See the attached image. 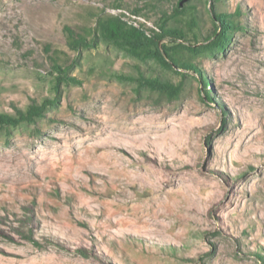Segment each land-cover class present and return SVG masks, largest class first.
Returning <instances> with one entry per match:
<instances>
[{
	"label": "rangeland",
	"instance_id": "1",
	"mask_svg": "<svg viewBox=\"0 0 264 264\" xmlns=\"http://www.w3.org/2000/svg\"><path fill=\"white\" fill-rule=\"evenodd\" d=\"M177 1L0 0V113L42 106L0 125V264H264V0ZM107 15L198 71L71 46Z\"/></svg>",
	"mask_w": 264,
	"mask_h": 264
},
{
	"label": "trees",
	"instance_id": "2",
	"mask_svg": "<svg viewBox=\"0 0 264 264\" xmlns=\"http://www.w3.org/2000/svg\"><path fill=\"white\" fill-rule=\"evenodd\" d=\"M182 1L183 0L177 1V5L179 7L182 6ZM212 19L214 21H218L219 24L216 26L214 33L210 36L212 39L211 42L207 43L205 46L198 47L197 49H194V47L190 44L184 45L180 43V45H183L191 52H197L200 50L208 51L215 48L221 49L228 41L230 35L229 29L235 28L236 25L235 22L231 20L226 14L214 12ZM165 36H171L174 38L173 40H184L185 38L183 30L180 27H167L161 25L159 33L148 35L144 32V30L132 25H128L120 18L109 15L100 17L97 20L94 35L92 39H89V41H87L85 36H75L71 30H69V42L73 47L77 46V48H79L81 46H89L90 44H93L92 42L96 41L94 39L97 37L99 40L107 44H111L133 57L144 58L147 56H154V58L163 60L162 53L165 52L167 56V60H165L167 66H185L192 68V70L194 69L195 71H198L196 66L191 62H182L176 56L168 53L165 46H163L162 50V48L158 45V42L162 37ZM203 79L207 83V78L203 77ZM155 84L161 91H166L168 93H170L171 90L175 91V88L170 86L167 82L157 80L155 81ZM41 109L42 106L32 102L25 111L17 109V112L13 115L8 113H0V125H14L20 121L33 120L34 116H40Z\"/></svg>",
	"mask_w": 264,
	"mask_h": 264
},
{
	"label": "bare ground",
	"instance_id": "3",
	"mask_svg": "<svg viewBox=\"0 0 264 264\" xmlns=\"http://www.w3.org/2000/svg\"><path fill=\"white\" fill-rule=\"evenodd\" d=\"M99 128L95 129V137L98 138L101 143H103L104 146L108 147L107 143H108V140L110 139L109 137H104L103 136V132L100 131V128L103 129V130H107V127L105 125V123L103 124H99ZM111 132V131H110ZM112 133V132H111ZM81 136L78 135V133L72 131V130H68L67 132V139L68 141H71L72 143H76L80 140H82L84 143H89V138L88 137H82L80 138ZM110 147V146H109Z\"/></svg>",
	"mask_w": 264,
	"mask_h": 264
}]
</instances>
